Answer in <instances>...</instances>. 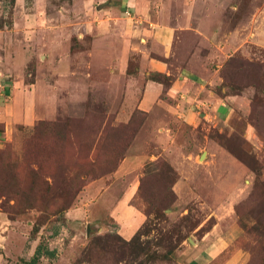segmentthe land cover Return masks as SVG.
Here are the masks:
<instances>
[{"label": "rangeland", "instance_id": "374dc122", "mask_svg": "<svg viewBox=\"0 0 264 264\" xmlns=\"http://www.w3.org/2000/svg\"><path fill=\"white\" fill-rule=\"evenodd\" d=\"M165 1L176 37L168 55L157 57L174 71L194 73L226 103L227 116L211 104L187 120L161 107L131 109L132 101L118 115L108 77L95 68L109 65L103 51L111 46L114 59L127 57V72H134L140 52L127 44L124 58L120 37L125 22L140 29L147 24L134 9L136 0H0V82L10 79L17 93L32 89L37 108L41 93L47 90L51 99L45 116L14 125L0 150L25 174L23 156L36 144L31 136L40 125L51 157L44 169H54L58 186L63 185L58 167L64 165L82 164L90 176L58 189L60 198L41 184L20 192L17 200L0 196L3 220L11 225L9 240H1V264H93L84 253L94 237H101L110 263L175 264L188 239L214 225L236 231L221 257L236 254L237 264H264V0ZM161 4L154 0L147 9L152 18ZM127 7L133 10L130 18ZM102 19L108 42L97 29ZM133 39L140 42L138 35ZM170 78L161 77L165 86ZM6 99L3 93L1 101ZM92 146L98 157L89 155ZM2 171L11 176V161ZM131 184L138 185L131 204L145 215L134 231L141 233L143 252L124 244L135 233L127 239L119 235L110 212ZM50 194L62 212L50 214ZM72 208L81 213L67 214ZM39 243L50 252L33 263Z\"/></svg>", "mask_w": 264, "mask_h": 264}, {"label": "crops", "instance_id": "0c3cea01", "mask_svg": "<svg viewBox=\"0 0 264 264\" xmlns=\"http://www.w3.org/2000/svg\"><path fill=\"white\" fill-rule=\"evenodd\" d=\"M153 1L136 0L134 9L141 10L145 15L144 19L147 24L140 29L138 26L134 27L132 23L125 22V33L120 37V41L125 45L121 52L124 58L130 51L127 44H132L133 46L130 48L138 49L140 52L139 63L135 67V72H127V57L120 61L117 58L114 59L116 50L112 55L111 46L105 47L103 51V55L106 56L104 60L109 65L104 62L103 65H98L95 68L99 74L108 77L107 84L115 94L113 98L119 102L118 115H122L124 103L132 101L131 109L137 108L143 112H148L152 106L161 107L165 111L175 112L187 120L202 112V108L205 111L211 104L215 110L223 112L227 116L231 110L229 111L225 107L226 103L223 100L217 101L212 90L206 89L204 85L195 80L194 73L183 68L174 71L168 63L157 57L167 56L170 52L175 43L176 26L169 23L167 19L166 8L163 5L165 0H162L161 8L156 17L152 18L149 15L147 9L153 6ZM127 8L130 10V7ZM105 22L102 19L97 29L100 31L102 40L108 42L110 34ZM135 35L139 36L140 42L137 41V44H134L133 37ZM92 52L95 53V50L90 53ZM151 73H159L165 77L172 76V78L168 80L169 83L165 86L164 82L151 77ZM13 87L14 83H11L10 79L3 80V87H0V142L11 137V129L17 123L30 124L37 117L45 116V106L51 103L50 97H46L49 95L47 90L40 94L42 106L37 108L36 94L32 89L27 88L17 93V89L13 90ZM41 90L44 91L43 88ZM3 93L8 95L5 102L1 101ZM227 100L229 101V99ZM127 160V157L123 158L120 167L123 168ZM137 188V184L126 186L110 211L111 217L118 225V234L126 239L135 233L134 231L138 229L136 226H141L145 219L143 212L131 204V199L134 198ZM124 212L129 214V218L124 216ZM78 213H81L78 208H72L67 214ZM3 219L4 217L0 212V245L1 240H9L11 234L10 222ZM132 221L133 225L137 222L135 227H130ZM235 232L231 229L223 230L218 225H214L200 236L189 238L187 244L178 251L175 264H237L236 254L221 257L223 250L232 242L231 237ZM2 260L3 255L0 254V264Z\"/></svg>", "mask_w": 264, "mask_h": 264}, {"label": "trees", "instance_id": "16d2710c", "mask_svg": "<svg viewBox=\"0 0 264 264\" xmlns=\"http://www.w3.org/2000/svg\"><path fill=\"white\" fill-rule=\"evenodd\" d=\"M10 3H14V0H9ZM135 72V70H132V72ZM130 73V72H129ZM154 79L162 81L161 77H165L164 75H161L159 73H154ZM156 76V77H155ZM160 77V78H157ZM163 82V81H162ZM169 83V82H168ZM137 111L143 112L139 109ZM40 126V125H39ZM35 126L32 136L34 140H36V144L33 146L27 147V150L25 151V154L23 156V163L27 166V169L25 170V174H22L18 169L17 165L13 164L15 162L12 156L4 157L3 150H0V196H8L11 194V198L13 200H17L19 196H17L20 192L22 193L24 190H29L30 192L33 191L35 188L37 190L38 184L44 185V189L48 192H51L52 189H55L58 194L62 190V188L71 187V180H77L79 177L88 176L89 173L87 171H84L82 164H79L76 167H73L72 169H69L67 165H64L62 169L58 167L59 177L60 181L63 184L61 187L58 186V176L55 173L54 169L50 168L45 170L44 169V163L47 164V160L51 159L50 155L46 154L45 148L43 146L42 142V136L44 128L42 126ZM53 126V125H52ZM43 128V129H42ZM42 129V131H41ZM99 151L97 148L92 146L89 151V155H94L95 157H98ZM11 161V176H3V167L6 163H9ZM13 162V163H12ZM52 166V165H49ZM59 166V165H58ZM90 166L94 167L95 165L93 163H90ZM27 173V174H26ZM62 177V178H61ZM90 176H88L89 178ZM50 180H49V179ZM62 180L64 182H62ZM14 184V185H11ZM3 184V185H2ZM2 185V187H1ZM83 184H81L82 186ZM7 186L9 187L8 189ZM81 186L76 187L78 192L81 189ZM65 187V188H66ZM11 188V190H10ZM11 191V193H10ZM35 193V192H34ZM56 198H60V195L58 194ZM54 197H52V194H50L49 199L47 201L46 208H51L52 213L50 214H57L63 211V206L60 204H56L55 199L53 201ZM157 214H159V210H157ZM145 223V221H144ZM36 230L35 227H33V231ZM139 231V230H138ZM137 231V232H138ZM135 233L128 241L123 240L124 244L132 245L134 252H143L146 250V247H142V243L140 242V235L141 233ZM121 238V237H120ZM101 237H94L88 244L87 247V257L89 258V262L93 264H113L110 263V261H106L104 258V254L107 253L106 249L101 246L100 244ZM48 247L42 245V243H39L37 245L36 250L34 252V255L32 256V261H34L40 257L42 253H49ZM87 259V258H86Z\"/></svg>", "mask_w": 264, "mask_h": 264}, {"label": "built area", "instance_id": "2783aa9c", "mask_svg": "<svg viewBox=\"0 0 264 264\" xmlns=\"http://www.w3.org/2000/svg\"><path fill=\"white\" fill-rule=\"evenodd\" d=\"M125 15H127L128 18H130L131 17V10H129L128 8H126L125 9ZM0 87H3V84L2 83H0Z\"/></svg>", "mask_w": 264, "mask_h": 264}]
</instances>
